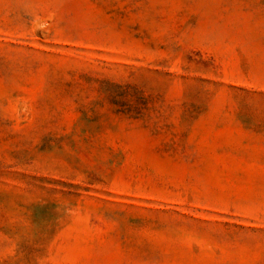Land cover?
I'll return each instance as SVG.
<instances>
[{"label":"rangeland","instance_id":"rangeland-1","mask_svg":"<svg viewBox=\"0 0 264 264\" xmlns=\"http://www.w3.org/2000/svg\"><path fill=\"white\" fill-rule=\"evenodd\" d=\"M0 264H264V0H0Z\"/></svg>","mask_w":264,"mask_h":264}]
</instances>
